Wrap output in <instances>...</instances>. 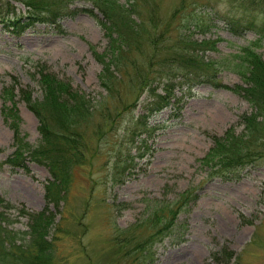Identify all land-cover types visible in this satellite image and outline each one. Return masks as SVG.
<instances>
[{
	"label": "rangeland",
	"instance_id": "374dc122",
	"mask_svg": "<svg viewBox=\"0 0 264 264\" xmlns=\"http://www.w3.org/2000/svg\"><path fill=\"white\" fill-rule=\"evenodd\" d=\"M68 2L71 10L91 8L88 0ZM130 2L140 12L133 20H143L145 28L150 24V8L156 11L153 32L160 33L164 46L182 35L209 41L212 49L202 57L220 64L216 79L228 88L202 81L184 83L175 75L169 81L174 85L169 106L146 119L148 132L132 138L127 133L134 119L145 113L148 94L143 91L136 99L139 92L122 84L103 99L106 94L98 84L102 65L96 58L102 54L112 60L113 56L107 53L110 43L93 17L84 13L60 17L57 24L62 33L47 23L35 24L17 36L0 27V94L5 85L12 86L18 129L26 142L39 143L38 121L19 93L28 91L31 101L42 100L37 68L81 92L94 108L89 122L81 126L85 161L73 168L72 184L60 196L64 197L53 202L44 194L51 178L43 165L26 160L22 170L4 163L13 154L12 133L0 111V211L8 217L10 228L21 232L28 230V216L46 208L53 216L48 236L55 238L56 264H264V112L258 114L245 97L243 88L248 85L240 77L239 66L233 65L238 61L234 56L246 47L264 61V37L258 31L264 22V0ZM13 5L16 14L25 12L21 3ZM135 56L130 51L128 58ZM165 81L156 79L154 92L163 95ZM100 106L106 120L94 114ZM113 115L117 117L111 131L96 136L93 131L108 125ZM250 115L253 127L246 129L242 119ZM229 128L233 136L247 140L246 150L256 148L262 155L220 176L216 174L219 164L202 161L214 146L213 138L225 136ZM185 192L196 199L181 209L169 231L155 237L149 216ZM19 212L25 216H17ZM125 230L134 232L137 240L151 239L144 253L133 251V241L125 246L117 243L126 240Z\"/></svg>",
	"mask_w": 264,
	"mask_h": 264
},
{
	"label": "trees",
	"instance_id": "16d2710c",
	"mask_svg": "<svg viewBox=\"0 0 264 264\" xmlns=\"http://www.w3.org/2000/svg\"><path fill=\"white\" fill-rule=\"evenodd\" d=\"M12 1L0 0V27L4 28L6 32L16 35H20L25 29H33L34 24L45 23L55 25L58 33H62L59 24H57L62 16L74 17L78 13H88L89 16L96 19L104 32V37L110 43L107 53L110 52L113 56L112 60L104 59L102 54L96 58L97 62L102 65L98 74V84L103 87L106 94L103 99L111 97L113 90L122 84L130 89L135 88V91L139 92L136 99L143 95V91L148 94L146 100L149 101L145 103L146 111L134 119L127 136L135 138L146 131L148 132L146 119L169 106L174 86L169 81L175 75H179L184 83L202 81L209 82L214 88H228L221 85L216 79L217 68L220 67V64L210 62L202 57V53L212 49V44L207 40L198 42L182 35L178 36L176 40L174 39L172 44L164 46L160 33L155 35L153 32L156 29L154 25L158 21L155 17L156 11L152 7L147 19L150 24H148V28H145L142 25L143 20L136 23L132 18V16L139 18L140 13L131 8L133 5L130 1L134 0H126L127 3L124 5H120L116 0H88L91 9L76 8L72 10L68 8L70 6L68 0H14L26 7L23 14H16V8L11 3ZM242 5L245 6V4ZM92 10L100 13L101 20L95 17ZM196 25L200 27L202 24L196 23ZM249 26L252 27V25ZM258 27L260 38H263L264 22H261ZM145 47L149 50L146 52H150L148 55L143 52ZM253 50V48L246 47L240 54H236L234 58L238 61L233 65L239 66L240 77L248 85L247 88H243L245 97L252 101V106L257 110V113H260L264 112V61ZM130 51L136 54L132 60L128 58ZM127 67L132 71L130 77ZM37 70L38 84L43 94L42 100L31 101L28 91L19 93V95L21 94L19 98L27 103V109L31 110V114L38 121L39 143L37 145L26 142L19 132V113L14 107L12 86L5 85L1 89V117L12 133L13 148V154L4 163L11 165L12 168H22V170H25L26 160L43 165L50 173L51 178L44 187V194L48 202H53L64 197L60 196L63 190L72 184L73 168L85 161L83 155L87 153V146L81 126L83 123L89 122L94 108L90 105L88 98L81 92L74 91L68 83L61 81L48 71L38 68ZM121 71L124 76H127L126 80L123 79ZM115 72L120 75V78L114 74ZM163 78H166V83L162 89L164 94L160 95L154 92L156 88L152 85L156 79ZM235 89L238 92L237 88ZM7 101L11 102L10 106L6 105ZM102 110L103 107L100 106L99 112L94 114L106 120L101 114ZM251 116L242 119L246 129L247 126L253 127L250 124L254 122V120L252 122L254 117ZM115 117L117 116L113 115V118L107 120L108 125L97 127L93 133L99 138L106 131L109 133ZM233 135L229 128L225 136L213 138L214 146L209 148L202 161V164L205 165L211 162L219 164L217 175H228L224 174V171L232 174L242 166L252 163L260 154L262 155L260 151L259 153L255 152L256 148L252 152L246 150L247 140ZM195 199L196 197L191 192L190 194L189 192L181 193L179 199L172 205L163 207V210L159 208L158 211L151 214L149 227L151 226V229L156 232L153 235L161 236L169 231L181 209L189 201ZM20 213L22 212H19L17 216ZM26 216L28 215L26 214ZM28 218H30L27 225L28 230L19 232L9 227L8 217L3 211H0V264H56L57 257L54 255L55 246H53L55 238L48 236L53 216L44 208L41 212L31 217L28 216ZM123 232L128 233V236L126 240L124 237L120 240L115 239L118 244L124 243L125 246L133 241L136 243L133 251H137L139 255L146 251V246L151 239L140 238L137 240L131 230Z\"/></svg>",
	"mask_w": 264,
	"mask_h": 264
}]
</instances>
